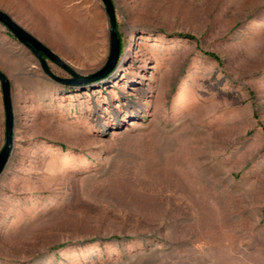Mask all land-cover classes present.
I'll return each mask as SVG.
<instances>
[{
	"label": "rangeland",
	"instance_id": "obj_1",
	"mask_svg": "<svg viewBox=\"0 0 264 264\" xmlns=\"http://www.w3.org/2000/svg\"><path fill=\"white\" fill-rule=\"evenodd\" d=\"M113 1L123 58L89 86L0 23V264H264V0ZM0 10L81 75L108 61L101 0ZM5 122L0 84V152Z\"/></svg>",
	"mask_w": 264,
	"mask_h": 264
},
{
	"label": "water",
	"instance_id": "obj_2",
	"mask_svg": "<svg viewBox=\"0 0 264 264\" xmlns=\"http://www.w3.org/2000/svg\"><path fill=\"white\" fill-rule=\"evenodd\" d=\"M104 4L106 13L110 20V54L106 65L90 75H81L74 71L70 65L65 63L56 53L39 41L34 35L18 24L9 14L0 10V23L3 24L16 39L25 45L39 59L45 73L62 85L67 86H89L98 82L105 81L119 67L121 59V41L117 30L116 8L113 0H101ZM48 60L58 64L65 69L72 77H60L52 72L48 65ZM0 84L6 115V143L0 152V175L5 170L14 145L15 114L12 97V83L8 76L0 70Z\"/></svg>",
	"mask_w": 264,
	"mask_h": 264
},
{
	"label": "bare ground",
	"instance_id": "obj_3",
	"mask_svg": "<svg viewBox=\"0 0 264 264\" xmlns=\"http://www.w3.org/2000/svg\"><path fill=\"white\" fill-rule=\"evenodd\" d=\"M130 50L132 49V46L129 48ZM121 67H123V64L121 65ZM125 68H122V70L121 71H125L124 70ZM134 81V80H133Z\"/></svg>",
	"mask_w": 264,
	"mask_h": 264
},
{
	"label": "trees",
	"instance_id": "obj_4",
	"mask_svg": "<svg viewBox=\"0 0 264 264\" xmlns=\"http://www.w3.org/2000/svg\"><path fill=\"white\" fill-rule=\"evenodd\" d=\"M119 38H120V36H119Z\"/></svg>",
	"mask_w": 264,
	"mask_h": 264
}]
</instances>
